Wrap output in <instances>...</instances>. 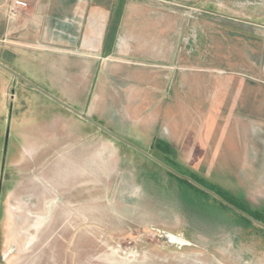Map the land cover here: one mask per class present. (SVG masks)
<instances>
[{
	"label": "rangeland",
	"instance_id": "obj_1",
	"mask_svg": "<svg viewBox=\"0 0 264 264\" xmlns=\"http://www.w3.org/2000/svg\"><path fill=\"white\" fill-rule=\"evenodd\" d=\"M103 2L126 54L85 113L264 218V0ZM11 64L0 40V264H264L263 234Z\"/></svg>",
	"mask_w": 264,
	"mask_h": 264
},
{
	"label": "crops",
	"instance_id": "obj_2",
	"mask_svg": "<svg viewBox=\"0 0 264 264\" xmlns=\"http://www.w3.org/2000/svg\"><path fill=\"white\" fill-rule=\"evenodd\" d=\"M13 1L0 0V40L9 48L11 65L28 80L34 77L33 69L42 67L58 85H46L47 91L86 114L83 103L92 86L101 85L105 75L115 74L111 63L126 54L127 23H121L122 15L119 23H111L113 9L103 0H23L29 6L19 9L11 20ZM66 90L76 95L67 96ZM68 113L77 124L89 125Z\"/></svg>",
	"mask_w": 264,
	"mask_h": 264
},
{
	"label": "trees",
	"instance_id": "obj_3",
	"mask_svg": "<svg viewBox=\"0 0 264 264\" xmlns=\"http://www.w3.org/2000/svg\"><path fill=\"white\" fill-rule=\"evenodd\" d=\"M120 4L122 5L123 3L120 2ZM121 8H122V6H121ZM120 11H121V9L119 7L117 11L113 12L111 23H119L120 18H121ZM158 146H159V149L162 152H164L165 154H172L173 153L171 147L169 145H166L165 143L159 142ZM162 161H163V163L165 165L176 169L175 171H177L179 173V175L185 177V175L181 172L180 168L178 170V167H176L174 164H172L167 158L163 159ZM153 163H155V162H153ZM168 173L174 179H176L181 184H183L184 187H186L188 189H191L200 199L204 200L205 202H207L209 199L213 200L215 203H217L222 208H224V209L230 211L231 213H233L236 217H238L241 221H243L248 227H252L258 233H261V234L264 235V229H262V228L258 227L257 225H255L252 221H250L246 217L242 216L237 211H234L230 206L236 208L239 211L244 212L245 214L249 215L250 217L254 218L257 221L264 223V218H263V216L261 215V213L259 211H253V210L249 209L241 201H239L236 198H234L230 193L224 191L223 189H221L217 185L209 183V182L205 181L204 179H201V178H199L197 176H191L190 175L189 178H191L193 181H195L198 184V186L194 185L193 183H191L190 181H188L186 179H183V178L177 176L176 174H174V173H172L170 171H168ZM211 193H214L215 195L220 197L227 205L224 204L223 202L219 201Z\"/></svg>",
	"mask_w": 264,
	"mask_h": 264
},
{
	"label": "water",
	"instance_id": "obj_4",
	"mask_svg": "<svg viewBox=\"0 0 264 264\" xmlns=\"http://www.w3.org/2000/svg\"><path fill=\"white\" fill-rule=\"evenodd\" d=\"M23 80V79H22ZM27 82V81H26ZM36 89L42 91L41 89L35 87ZM46 95H48L50 98H52L53 100H55L56 102H58L60 105H62L63 107H65L67 110L71 111L72 113H74L77 117H79L80 119L92 124V125H95L97 126L99 129H101L102 131L106 132L108 135H110L111 137H113L114 139H116L117 141H120L121 143L135 149L136 151L142 153L143 155H145L146 157H148L149 159L155 161L156 163H158L159 165H161L163 168L167 169L168 171L176 174L177 176L183 178V179H186L188 181H190L191 183H193L194 185H197L198 184L196 182H194L193 180L187 178V177H184V176H181L175 172H173L169 167H167L165 164H163L161 161L157 160L156 158H154L153 156H151L150 154L144 152L143 150L139 149L138 147L128 143L127 141H125L124 139L120 138L119 136L113 134L112 132H110L109 130L105 129L102 125L96 123L95 121H93L87 114H84V113H81L80 111L72 108L71 106L65 104L64 102H62L61 100L55 98L54 96L48 94V93H45ZM214 197H216L219 201L223 202L224 204H226L220 197H218L217 195H215L214 193H211ZM227 205V204H226ZM234 211H237L239 214H241L242 216L246 217L247 219H249L250 221H252L255 225H257L258 227L264 229V223L262 222H259L257 220H255L254 218L250 217L249 215L245 214L244 212L242 211H239L237 210L236 208L230 206Z\"/></svg>",
	"mask_w": 264,
	"mask_h": 264
},
{
	"label": "built area",
	"instance_id": "obj_5",
	"mask_svg": "<svg viewBox=\"0 0 264 264\" xmlns=\"http://www.w3.org/2000/svg\"><path fill=\"white\" fill-rule=\"evenodd\" d=\"M29 5L26 1L23 0H14L12 4L11 10H9V18L11 20H15L18 16V10L19 9H25Z\"/></svg>",
	"mask_w": 264,
	"mask_h": 264
},
{
	"label": "bare ground",
	"instance_id": "obj_6",
	"mask_svg": "<svg viewBox=\"0 0 264 264\" xmlns=\"http://www.w3.org/2000/svg\"><path fill=\"white\" fill-rule=\"evenodd\" d=\"M14 229V228H13ZM23 237V236H22ZM175 238V237H174ZM182 242V241H181ZM183 243V242H182Z\"/></svg>",
	"mask_w": 264,
	"mask_h": 264
}]
</instances>
